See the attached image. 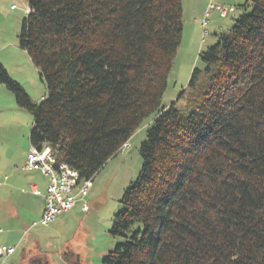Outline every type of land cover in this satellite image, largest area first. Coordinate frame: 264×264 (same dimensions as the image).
Returning <instances> with one entry per match:
<instances>
[{
    "label": "trees",
    "instance_id": "obj_1",
    "mask_svg": "<svg viewBox=\"0 0 264 264\" xmlns=\"http://www.w3.org/2000/svg\"><path fill=\"white\" fill-rule=\"evenodd\" d=\"M26 1L18 46L46 94L1 64L0 84L33 117L30 146L92 181L153 117L102 264H264V0H245L168 106L182 0Z\"/></svg>",
    "mask_w": 264,
    "mask_h": 264
},
{
    "label": "rangeland",
    "instance_id": "obj_2",
    "mask_svg": "<svg viewBox=\"0 0 264 264\" xmlns=\"http://www.w3.org/2000/svg\"><path fill=\"white\" fill-rule=\"evenodd\" d=\"M210 3L228 10L222 15L217 7L211 10ZM244 4L245 0H182L181 41L167 78L163 106L176 101L181 91L187 89L192 71L203 68L199 53L214 44L221 32L232 27ZM26 5V0H0V64L29 98L39 102L46 94L45 85L27 53L18 46L22 18L28 11ZM13 97L0 84V167L7 162L0 170V183L4 184L0 185V246L15 247L14 255L9 260L3 258L0 264H27L30 255L45 258L48 264H102V257L122 241L110 229L115 212L120 209L119 199L141 169L139 145L146 140L153 117L145 119L128 143L93 178L84 200L87 211H81L77 205L60 214L48 227L32 228L33 220H38L37 205H43L42 198L22 192L27 189L22 182L26 176H32L41 188H46L47 180L38 171L21 170L33 117L19 108ZM182 102L180 99L177 105ZM25 250L32 252L22 260Z\"/></svg>",
    "mask_w": 264,
    "mask_h": 264
},
{
    "label": "built area",
    "instance_id": "obj_3",
    "mask_svg": "<svg viewBox=\"0 0 264 264\" xmlns=\"http://www.w3.org/2000/svg\"><path fill=\"white\" fill-rule=\"evenodd\" d=\"M209 7L214 10L217 6L210 3ZM216 9L220 10L221 14L222 12L226 13L228 10L226 7H217ZM28 151L21 170L25 172L38 171L41 176L47 179V185L44 188L43 212L40 214V218L31 224V227L37 225L48 227L60 214L74 209L78 202L81 203V211H87L88 205L84 200L88 195L91 180L81 179L78 171L70 168L65 163H57L48 146H44L42 149L31 146ZM22 192L39 195L35 184L29 185ZM14 251V246H0V261L6 256L12 255Z\"/></svg>",
    "mask_w": 264,
    "mask_h": 264
},
{
    "label": "crops",
    "instance_id": "obj_4",
    "mask_svg": "<svg viewBox=\"0 0 264 264\" xmlns=\"http://www.w3.org/2000/svg\"><path fill=\"white\" fill-rule=\"evenodd\" d=\"M30 142H29V146L28 145H26L25 146V148L23 149V151L24 152H26V154L28 155V150L30 149ZM27 155H26V157H27ZM25 160H26V158L24 159V161L23 162H25ZM5 164H7V162H4V163H2L1 165V167H0V170H3L7 165H5ZM22 165H23V163H22ZM32 176H26V179H24V181L22 182L23 183V186L26 184V186H27V188H28V186L29 185H31V184H35L36 186H37V190L39 191V195H32L31 193H29L32 197H38V196H41V198H42V203H43V201H44V195H45V189H44V187L43 188H41V186H40V183H39V181L37 180V178L35 179L34 177H32ZM44 177V176H43ZM47 180V179H46ZM5 181V180H4ZM0 185L2 186V185H4L3 183H0ZM47 185V184H46ZM39 188H41V190L39 189ZM33 200H36V201H38V199L37 198H32ZM28 201V200H27ZM28 203V202H27ZM77 205H79V207H80V205H81V203L80 202H78L77 203ZM76 205V206H77ZM75 206V207H76ZM27 207H29L30 208V210H31V207H30V204H28L27 205ZM74 207V208H75ZM43 208H44V203H43V205L41 206V207H39L38 205H37V209H38V214L36 215V216H38V219L40 218V214H42V212H43ZM81 210V209H80ZM33 222H35L34 220H33ZM32 222V223H33ZM33 228V227H32ZM11 246V245H10ZM26 252H32V250H25ZM14 253H15V251H14ZM14 253L12 254V255H9V256H6L5 258H8V260H9V258H11L13 255H14Z\"/></svg>",
    "mask_w": 264,
    "mask_h": 264
}]
</instances>
